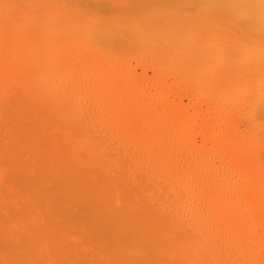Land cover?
<instances>
[{"label": "rangeland", "instance_id": "obj_1", "mask_svg": "<svg viewBox=\"0 0 264 264\" xmlns=\"http://www.w3.org/2000/svg\"><path fill=\"white\" fill-rule=\"evenodd\" d=\"M263 2L0 0V264H177L172 249L162 252L156 236L134 226L153 205L144 191L160 189L146 175L145 188L128 181L127 163L144 161L116 134L134 92L173 104L141 115L144 129L174 112L192 115L200 103L197 114L232 124L228 143L252 147L264 166V104L225 93L242 79L250 92L264 86V54H256L264 51ZM53 61L67 71L57 90L38 81ZM105 97L116 103L109 115L91 109ZM257 161L242 175L213 163L236 181ZM253 206L240 207L247 232L258 228Z\"/></svg>", "mask_w": 264, "mask_h": 264}, {"label": "bare ground", "instance_id": "obj_2", "mask_svg": "<svg viewBox=\"0 0 264 264\" xmlns=\"http://www.w3.org/2000/svg\"><path fill=\"white\" fill-rule=\"evenodd\" d=\"M221 46L218 48L224 47ZM259 49L260 51L256 52V54L258 53L257 57L260 53L259 56L262 57L264 51L261 52V48L257 50ZM248 56L250 54L246 57ZM250 57L245 58V60L252 59ZM3 61L4 59L1 62H7V64L9 62ZM52 63L53 66H56L55 64L58 66L57 61ZM65 65L63 67L66 68L68 64ZM22 66L24 65L22 64ZM61 66L57 69L51 66V69L39 78L38 81L41 79L42 83L40 87H46L47 89L52 86L57 90L60 78H66L67 71L63 70L64 68H61ZM63 71L65 74L61 75ZM55 74L57 77L54 78V81ZM96 79L92 80V86H97L98 83L101 84ZM259 79L262 82V77ZM242 80L240 81L241 84L237 82L238 85L232 86L234 83L230 85L231 87L227 88L225 93L242 98L251 94L247 100L255 101L251 103L252 105L264 104V86H258V88L253 89V92H250L251 88L248 90V87L251 85L248 86L247 83H250L251 80L248 79L244 82ZM257 81H255L256 84H259ZM262 84H264V80ZM145 95L141 92H134V100L131 99L133 101H131L130 107L124 110L125 117L122 121V128L116 134L121 143H130L134 155L143 158L141 161L137 159V156L133 155L132 158L130 155V160L144 161L143 164H140L141 168L139 166L136 168L137 166L127 163L129 169L127 171L128 181L134 186L145 188L143 176L146 175L150 177L151 186L160 189V193L157 191L151 192L149 189L144 191L147 198L153 202V205L149 207L144 205L146 207L144 209L145 213L141 212L140 217H138L140 215L138 213L134 220V226L137 229L141 228L149 231V234L153 237L156 236L153 241L162 243V252L172 249L175 257L179 260V264H264V166L260 165L263 160H258L259 157L261 158L260 153L258 155L254 154L255 151H252L251 146V149L246 148L244 151L237 152L236 147L228 143L229 132L232 130L230 125L232 124L227 125L224 119H222L224 121L218 120L219 116L217 115L197 114L202 108L200 103V106L196 103L191 106L194 110L192 115L195 116L193 118L195 123H190L189 120L193 116L188 112V115L174 112L171 115L169 114L170 117L169 115L168 118L166 117L164 120V123H166L163 126H155V124L153 126L151 124L150 127L149 125L146 127L147 129H144V126L142 128L141 125L147 120L144 121L141 115L144 114L143 116L146 118V114L154 111H170L168 110V104H172V102L162 103L160 101L162 103L159 104L160 106L156 105L157 102H153V106L152 103L148 102V96ZM99 98L96 97L97 100ZM103 98L102 100H104ZM108 100L105 97L106 104L104 102L103 104L101 102V104L95 103L91 106V109L98 112L99 110L104 111L103 113L106 112L105 114L109 115L116 109V105H114L116 103L114 101L110 103ZM201 102L203 103V101ZM207 105L210 104L207 103ZM159 109L160 111H157ZM227 115L225 114L224 117ZM151 126L153 127L151 128ZM218 128H221V130H217ZM253 150H256L255 145ZM215 157H218L224 163L223 166L229 165L233 171L235 170L241 175L246 168L248 169L249 165L255 166L257 160V163L259 161L260 163H258V167H253L255 169L252 168L250 177H241L234 181L232 176L220 172L224 168L223 166L219 168V165H214L213 160ZM232 182L235 183L232 184ZM161 197L170 199L160 205L156 202ZM251 203H254L253 210H255V214L251 215V219L254 218L258 223V228L252 232H247L244 227L249 215L242 216L243 213H241L242 209L240 207L241 205L250 206ZM155 209L159 211H154ZM151 213L152 217L150 216ZM157 216L159 219L156 218ZM141 217L146 219L143 221ZM147 252L146 255H149ZM250 252L254 255L253 262L248 260V256H246Z\"/></svg>", "mask_w": 264, "mask_h": 264}]
</instances>
